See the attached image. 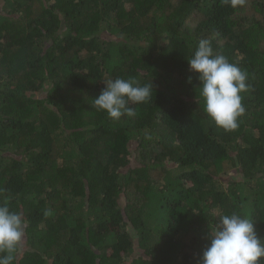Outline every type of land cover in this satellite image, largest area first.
Instances as JSON below:
<instances>
[{
  "label": "trees",
  "instance_id": "trees-1",
  "mask_svg": "<svg viewBox=\"0 0 264 264\" xmlns=\"http://www.w3.org/2000/svg\"><path fill=\"white\" fill-rule=\"evenodd\" d=\"M201 39L247 72L235 130L203 110ZM117 77L153 94L113 120ZM0 204L14 264H199L231 213L264 238V0H0Z\"/></svg>",
  "mask_w": 264,
  "mask_h": 264
},
{
  "label": "clouds",
  "instance_id": "clouds-1",
  "mask_svg": "<svg viewBox=\"0 0 264 264\" xmlns=\"http://www.w3.org/2000/svg\"><path fill=\"white\" fill-rule=\"evenodd\" d=\"M223 2L236 7L242 6L245 0ZM187 62L190 70L197 74L204 112L225 131L235 130L238 118L245 112L240 93L248 90L247 72L229 62L224 55L214 53L208 39L198 42ZM104 83L105 87L93 102L113 120L135 116V109L129 103H147L152 98L151 81L141 85L132 78L117 77ZM45 215H51V211H46ZM253 221L237 213L220 215L208 232V244L202 250L199 264H261L264 238L257 235ZM25 228L26 221L19 212L0 204V264H14Z\"/></svg>",
  "mask_w": 264,
  "mask_h": 264
},
{
  "label": "rangeland",
  "instance_id": "rangeland-1",
  "mask_svg": "<svg viewBox=\"0 0 264 264\" xmlns=\"http://www.w3.org/2000/svg\"><path fill=\"white\" fill-rule=\"evenodd\" d=\"M21 242V241H20Z\"/></svg>",
  "mask_w": 264,
  "mask_h": 264
}]
</instances>
